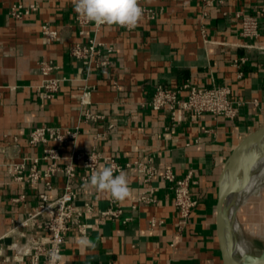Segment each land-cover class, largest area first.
Wrapping results in <instances>:
<instances>
[{
    "label": "crops",
    "instance_id": "1",
    "mask_svg": "<svg viewBox=\"0 0 264 264\" xmlns=\"http://www.w3.org/2000/svg\"><path fill=\"white\" fill-rule=\"evenodd\" d=\"M32 1L0 0V238L5 255L12 257L9 264L29 262L26 238L19 235L28 229H12L13 219L21 221L35 210L45 191L44 180L17 181L9 169L42 154L41 146L29 143L34 127L70 128L79 123L78 150H89L96 143L104 155L120 163L148 162L158 173L147 179L135 165L124 168L132 191L129 198L116 201L89 185L94 171L80 168L79 178L89 175V179L77 188L78 201H91L97 210L115 201L131 220L85 213L86 232L74 227L65 233L62 264H224L217 225L219 176L233 149L264 127V51L244 45L249 40L240 33L239 16L260 18L261 35L255 42L264 45V0H143L162 9L160 17L141 19L131 30L106 25L101 37L114 45L112 62L89 74H79L80 63L68 50L93 33L90 26L84 36L79 34L74 0H38V11L24 19L9 15L13 3ZM45 23L61 30L59 40L44 42ZM42 59L53 60L58 68L52 75L62 79L53 99L42 100L38 94L44 76L37 63ZM186 81L229 86L238 115L188 112L173 124L168 108L156 111L143 105L157 86L177 88ZM87 86H92L91 103L81 106L79 95ZM85 108L105 118L85 122ZM111 123H118V130L96 141L95 135ZM73 145L61 147L62 152L68 153ZM101 165L110 164L102 162L95 171ZM166 169L177 178L192 174L190 185L198 205L186 221L176 208L172 183L163 176ZM64 183L63 176L53 182L51 198L63 193ZM142 192L154 200L138 202ZM153 219L159 221L155 226ZM83 238L96 247L81 246Z\"/></svg>",
    "mask_w": 264,
    "mask_h": 264
},
{
    "label": "built area",
    "instance_id": "2",
    "mask_svg": "<svg viewBox=\"0 0 264 264\" xmlns=\"http://www.w3.org/2000/svg\"><path fill=\"white\" fill-rule=\"evenodd\" d=\"M206 0V3H210ZM224 3V0H219ZM143 9L141 19L152 21L162 14V9H157L146 5L143 0H139ZM39 2L33 0L29 4L15 2L10 6L9 15L22 20L26 16L38 11ZM264 13V3L261 7ZM206 14V11H204ZM241 35L248 39L244 45L256 47L259 51H264V45L255 42L261 35L260 18L256 15L240 14ZM140 19V20H141ZM79 27V34L84 36L88 27L93 28V33L87 41H78L69 46V53L79 63V74H89L93 69H103L111 64V53L114 45L103 40L101 31L106 25L97 26L94 22H89L80 15L75 19ZM127 30L133 28L123 27ZM43 39L46 44L57 41L61 37V30L53 28L50 23L42 26ZM38 69L44 76L39 87V97L42 100L53 99L61 89L62 79L53 76L52 73L58 65L51 59H42L37 63ZM92 86H87L79 95L81 106L91 103L90 93ZM153 110L168 108L173 124L185 119L186 113H193L202 116L211 113L216 117L224 116L235 118L238 115L236 101L232 98V90L227 85L213 84L212 86L193 85L186 81L177 88L157 86L152 98L143 103ZM84 121L97 123L105 118L104 115L85 108L83 111ZM80 123L74 127L63 128L60 126L41 124L33 128L29 135V143L33 146H41L42 154L15 163L10 167L11 175L17 181H26L31 184H38L45 181V191L39 194L40 203L35 210H29L24 219L16 221L13 219L14 228H25L27 231L19 232V235L26 238L25 252L29 256L27 264H62L63 246L66 240L65 233L71 228L77 227L81 232H86V224L83 222L85 213H98L102 218L124 217L130 221L131 217L124 216V207L115 201L108 208L97 210L91 201L80 203L78 201V187H82L89 179V175L79 178L80 168L88 171H95L102 162L114 165V173H118L126 167L137 166L141 173L151 179L157 175V168L150 163L135 161L120 163L112 156L104 155L95 143L89 150H78L77 139L80 134ZM118 130V123L109 124L107 130L95 135V140L113 134ZM18 141V139H15ZM74 142L73 148L68 153H63L61 147ZM31 161V163H29ZM44 166H41V165ZM60 176L64 177V191L56 198H51L48 191L53 188V182ZM163 176L172 183L175 205L183 221L189 219L191 213L198 205V199L194 197L191 190L190 181L192 174L189 173L183 178H177L172 169H166ZM18 201L19 197L13 198ZM147 192H142L137 198L138 202L153 201ZM136 205L134 204L133 207ZM156 219L152 220V226L158 224ZM41 231L38 234L37 231ZM55 250L58 259L53 260L50 253ZM12 257L5 255L0 238V264H9Z\"/></svg>",
    "mask_w": 264,
    "mask_h": 264
},
{
    "label": "clouds",
    "instance_id": "3",
    "mask_svg": "<svg viewBox=\"0 0 264 264\" xmlns=\"http://www.w3.org/2000/svg\"><path fill=\"white\" fill-rule=\"evenodd\" d=\"M74 10L89 22L100 25H116L134 28L143 16L139 0H74ZM114 165H101L91 174L89 185L100 192H107L116 201H124L131 195L127 174L121 170L114 175ZM81 246L95 248L96 245L87 238L79 241ZM53 260L58 259L53 250Z\"/></svg>",
    "mask_w": 264,
    "mask_h": 264
},
{
    "label": "bare ground",
    "instance_id": "4",
    "mask_svg": "<svg viewBox=\"0 0 264 264\" xmlns=\"http://www.w3.org/2000/svg\"><path fill=\"white\" fill-rule=\"evenodd\" d=\"M261 139L264 141V133L261 135ZM263 184L264 150L254 146H247L236 157L229 176L230 193L228 200L231 202V208H228L225 204L222 205L220 212L222 222L226 221L228 216L233 215L237 206H240L244 196L245 202L247 197L259 191L263 187ZM261 221V235L264 236V216L261 217ZM240 229V223L235 222V231L238 234L236 238V252L239 257L245 259L253 253V249L249 242L240 236Z\"/></svg>",
    "mask_w": 264,
    "mask_h": 264
},
{
    "label": "water",
    "instance_id": "5",
    "mask_svg": "<svg viewBox=\"0 0 264 264\" xmlns=\"http://www.w3.org/2000/svg\"><path fill=\"white\" fill-rule=\"evenodd\" d=\"M264 133V127L247 135L231 152L227 158L223 170L220 173L218 180V203H217V225L218 235L220 240V246L224 258V264H263L264 262V249L259 253H252L245 259L239 257L236 252V238L237 233L235 231V222H239L238 210L240 206H237L233 215L228 216V219L224 222L221 220L220 212L223 204L231 208V202L228 200L230 193L229 188V176L235 162L236 157L247 146H254L258 149L264 150V141L261 139V135ZM233 205V204H232ZM233 207V206H232Z\"/></svg>",
    "mask_w": 264,
    "mask_h": 264
},
{
    "label": "rangeland",
    "instance_id": "6",
    "mask_svg": "<svg viewBox=\"0 0 264 264\" xmlns=\"http://www.w3.org/2000/svg\"><path fill=\"white\" fill-rule=\"evenodd\" d=\"M264 216V184L259 191L247 197L238 210L240 236L245 238L252 251L259 254L264 249V236L261 235V217Z\"/></svg>",
    "mask_w": 264,
    "mask_h": 264
}]
</instances>
